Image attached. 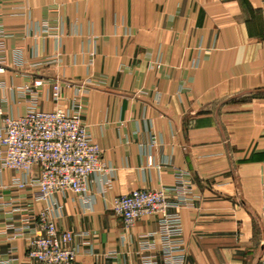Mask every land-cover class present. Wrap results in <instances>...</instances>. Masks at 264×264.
<instances>
[{"label": "crops", "instance_id": "1", "mask_svg": "<svg viewBox=\"0 0 264 264\" xmlns=\"http://www.w3.org/2000/svg\"><path fill=\"white\" fill-rule=\"evenodd\" d=\"M0 67V124L80 103L115 170L108 189L91 182V206L57 199L79 264H264V0H0ZM16 176L3 174L0 264H38L45 202ZM175 185L192 200L170 209V262L160 217L127 228L111 205Z\"/></svg>", "mask_w": 264, "mask_h": 264}, {"label": "built area", "instance_id": "2", "mask_svg": "<svg viewBox=\"0 0 264 264\" xmlns=\"http://www.w3.org/2000/svg\"><path fill=\"white\" fill-rule=\"evenodd\" d=\"M53 96L60 97L58 85L53 87ZM6 170L17 173L13 186L34 189L36 201L45 202L37 215L42 233L30 241L28 257L38 264H79V247L69 245L73 234L57 229L56 220L63 209L57 199L71 192L91 206V182L96 180L106 190L115 174L103 160L102 150L92 140L88 126L82 122L81 104L74 102L70 108L59 107L52 111L31 107L19 117H4L0 124V191L7 187L3 181ZM168 192L176 195V201L168 200ZM191 195L188 185L135 189L116 196L111 209L127 228H132L140 219L160 217L165 229L163 251L170 262H175L174 253L183 249L181 241L172 236L180 233L181 219L170 209L187 205L192 200ZM16 231L21 234L22 228ZM177 260L183 263L182 255Z\"/></svg>", "mask_w": 264, "mask_h": 264}]
</instances>
